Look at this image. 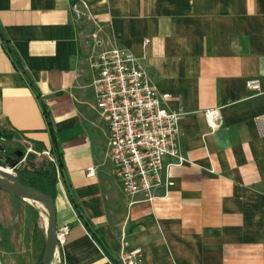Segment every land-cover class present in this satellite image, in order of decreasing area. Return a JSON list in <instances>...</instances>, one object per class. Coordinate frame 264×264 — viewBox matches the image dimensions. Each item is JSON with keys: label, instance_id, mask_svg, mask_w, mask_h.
I'll return each mask as SVG.
<instances>
[{"label": "crops", "instance_id": "obj_1", "mask_svg": "<svg viewBox=\"0 0 264 264\" xmlns=\"http://www.w3.org/2000/svg\"><path fill=\"white\" fill-rule=\"evenodd\" d=\"M115 46L183 112L185 161L151 201L121 189L95 109L88 58ZM211 108L221 115L214 130ZM262 115L264 0H0V129L61 161L62 264H114L122 235L143 250L141 264H264ZM3 252L0 243L7 264Z\"/></svg>", "mask_w": 264, "mask_h": 264}, {"label": "built area", "instance_id": "obj_2", "mask_svg": "<svg viewBox=\"0 0 264 264\" xmlns=\"http://www.w3.org/2000/svg\"><path fill=\"white\" fill-rule=\"evenodd\" d=\"M88 60L95 109L107 128L106 152L121 189L128 195L144 194L146 200L151 201L157 188H163L166 193L174 185L170 167L185 161L177 138L183 112L166 106L170 95L156 90L147 71L130 50L115 46L91 54ZM247 83L251 89L258 88L255 79ZM204 115L211 129L218 128L219 108L207 109ZM261 119L264 121V115ZM27 152L37 153L31 148ZM42 153L54 164L58 177L55 157L49 151ZM167 156L175 161L165 163ZM88 173H92L91 169ZM67 233L68 226L57 227L59 245ZM143 258V250L129 247L122 235L118 263L141 264Z\"/></svg>", "mask_w": 264, "mask_h": 264}, {"label": "rangeland", "instance_id": "obj_3", "mask_svg": "<svg viewBox=\"0 0 264 264\" xmlns=\"http://www.w3.org/2000/svg\"><path fill=\"white\" fill-rule=\"evenodd\" d=\"M10 141H0V146L12 150H24L18 158V168L44 167L51 162L41 153L12 132ZM29 148L37 153L27 152ZM27 152V153H26ZM28 154V156H27ZM31 154V155H29ZM27 156V157H26ZM12 172L16 174L15 170ZM45 209L37 202L17 198L0 190L1 245L7 264H39L45 241ZM54 264L56 261H53Z\"/></svg>", "mask_w": 264, "mask_h": 264}, {"label": "water", "instance_id": "obj_4", "mask_svg": "<svg viewBox=\"0 0 264 264\" xmlns=\"http://www.w3.org/2000/svg\"><path fill=\"white\" fill-rule=\"evenodd\" d=\"M20 152V151H19ZM18 153L19 157L22 152ZM18 157V158H19ZM18 158L13 159L0 153V190L22 198L39 203L45 209V241L40 259V264H52L57 260L62 264L60 245L56 239V216L54 200L48 193H45L33 186L22 183L15 173L12 172L19 163ZM10 170V171H7ZM39 201V202H38Z\"/></svg>", "mask_w": 264, "mask_h": 264}, {"label": "trees", "instance_id": "obj_5", "mask_svg": "<svg viewBox=\"0 0 264 264\" xmlns=\"http://www.w3.org/2000/svg\"><path fill=\"white\" fill-rule=\"evenodd\" d=\"M4 42L7 44L5 38ZM11 55H13V53L10 50H7ZM14 57V55H13ZM14 59V58H13ZM15 60V59H14ZM12 138V135L10 133H8L6 130L0 129V141H10ZM0 149L5 150L3 152V150L0 152L1 154H5L8 156L9 151L7 149H4V147L0 146ZM17 151H22V154L24 153V150H12V152H17ZM3 154V155H4ZM51 154L55 157L56 162L58 167L60 168V170H62V165H61V161L59 160L58 156L56 153H52ZM31 155V154H29ZM28 156V154H27ZM26 156V157H27ZM15 172H16V176L18 177V179L27 185L33 186L45 193H48L49 195H51V197L54 199L55 195H56V171H55V167L54 164L52 162H49L47 167H38L35 168L32 166L31 169L23 167L22 169H19L18 166H16L14 168ZM71 200H73V198L71 197ZM74 201V200H73ZM83 223L84 225L87 227L89 233L91 234V236L93 237V239L104 249L106 250V247L104 245V242L102 240V238L98 235V233L96 232L95 229H93L91 227V225L89 224V222L83 218ZM114 264H119L118 261L115 258H112ZM40 264V261H39Z\"/></svg>", "mask_w": 264, "mask_h": 264}, {"label": "flooded vegetation", "instance_id": "obj_6", "mask_svg": "<svg viewBox=\"0 0 264 264\" xmlns=\"http://www.w3.org/2000/svg\"><path fill=\"white\" fill-rule=\"evenodd\" d=\"M5 150H3V152H4ZM17 152H19V151H17ZM20 152H22V151H20ZM19 152V153H20ZM4 154V153H3ZM5 155V154H4ZM19 154L18 153H16V152H12L11 154H8V156L9 157H11V158H13V159H17L19 156H18Z\"/></svg>", "mask_w": 264, "mask_h": 264}, {"label": "bare ground", "instance_id": "obj_7", "mask_svg": "<svg viewBox=\"0 0 264 264\" xmlns=\"http://www.w3.org/2000/svg\"><path fill=\"white\" fill-rule=\"evenodd\" d=\"M7 171H10V170H7ZM11 172V171H10ZM39 202V201H38ZM40 203V202H39ZM41 204V203H40ZM44 224L46 223V217H44Z\"/></svg>", "mask_w": 264, "mask_h": 264}]
</instances>
